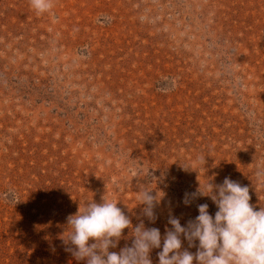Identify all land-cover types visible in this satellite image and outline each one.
Masks as SVG:
<instances>
[{
  "label": "rangeland",
  "instance_id": "obj_1",
  "mask_svg": "<svg viewBox=\"0 0 264 264\" xmlns=\"http://www.w3.org/2000/svg\"><path fill=\"white\" fill-rule=\"evenodd\" d=\"M52 3L0 0V264H86L67 220L91 200L162 237L200 204L214 216L209 180L264 207V0Z\"/></svg>",
  "mask_w": 264,
  "mask_h": 264
},
{
  "label": "clouds",
  "instance_id": "obj_2",
  "mask_svg": "<svg viewBox=\"0 0 264 264\" xmlns=\"http://www.w3.org/2000/svg\"><path fill=\"white\" fill-rule=\"evenodd\" d=\"M29 3L41 14L53 7L52 0H29ZM199 159L204 166L205 157ZM198 193L209 196L215 203L218 210L214 216L209 214L207 204H200L199 214L186 227L181 226L178 218L170 217L168 223L172 227L163 237L159 229L145 228L143 222L132 228L130 219L117 207L116 201L91 200L84 207H78L77 213L67 220L71 227L67 241L75 246L73 255L86 264H152L150 251L161 248L158 264H193L194 259L197 264H264V207L254 210L249 203V188L225 177L220 185L210 180L202 188L199 185ZM156 200L148 191L141 196L143 213L152 221ZM184 203L187 205L190 201L185 199ZM129 226L134 233L132 246L119 253L109 252L110 247H116L122 230ZM181 235L189 247L198 240L195 254L181 250ZM90 238L94 243H88Z\"/></svg>",
  "mask_w": 264,
  "mask_h": 264
}]
</instances>
